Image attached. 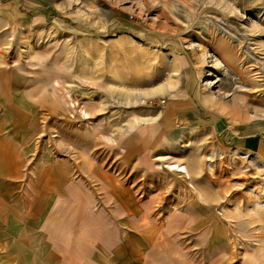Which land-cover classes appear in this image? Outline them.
Returning a JSON list of instances; mask_svg holds the SVG:
<instances>
[{"label":"rangeland","instance_id":"obj_1","mask_svg":"<svg viewBox=\"0 0 264 264\" xmlns=\"http://www.w3.org/2000/svg\"><path fill=\"white\" fill-rule=\"evenodd\" d=\"M0 264H264V0H0Z\"/></svg>","mask_w":264,"mask_h":264},{"label":"crops","instance_id":"obj_2","mask_svg":"<svg viewBox=\"0 0 264 264\" xmlns=\"http://www.w3.org/2000/svg\"><path fill=\"white\" fill-rule=\"evenodd\" d=\"M200 101H201V103L199 105H201L200 108L203 110V113L200 114V112L197 111L198 112V114H197L196 110H194V108L190 107L189 101L188 102L187 101H181V102L178 101V103L173 102V104L170 106L169 117L171 116L172 118L173 117L174 118H177V117L184 118L183 116H186V119H184V120L193 119L192 121H195V122L201 121V123L205 124V122L208 121L207 118H209V117H207V115L210 114L211 115L210 117L212 119L210 122L215 124V129H212V130H217V132H218V131L224 130V128H226L225 134L227 135V138H230L231 141L235 139L234 138L235 136H233V134L230 132L238 131L239 135L245 136L246 134H253V133L255 134L256 130H258L257 128H252V125H255V124H253L255 122H253L250 119V117L248 116L247 112H249V111L243 110L242 115L240 114V112H236L234 114V113H232V111L229 112V108L227 107V105L226 106L220 105V103L216 100V98H214L213 96L209 97V95L208 96L204 95V97L202 99H200ZM209 103H210V106L214 107L213 110L210 108V106L208 107ZM204 110H206V111H204ZM180 120H183V119H180ZM261 123H259V129L261 127V125H260ZM149 129L147 130V131H149L148 136L151 137L152 134H155V130L151 134L150 133L151 130H149ZM222 134H224V133H222ZM166 136H168L170 139L169 132H166ZM174 136H177V134H175ZM252 136H255V135H252ZM239 141L243 142L244 145H248V144L253 145V141L250 138L248 139L245 137H241ZM169 142H170V140H169ZM188 172H189V170H188ZM80 177L82 178L83 176H80ZM99 177L101 178L99 180L101 182H100V188H99L100 193L98 196L103 195V197L100 198V197L96 196V194L94 192H91L92 195H90L88 198L89 203L91 201H93L95 198L105 199V202L110 200V199H113L115 201V206H114L115 211L114 212H116V210H117L116 213H119L121 205H120V202H118V199L114 198V194L119 193L118 190H120L122 188L121 184L120 185L116 184V182H117L116 179H113L112 177H107L104 174L100 175ZM88 178L89 179H87L86 177H83V179H86V181H88V183H90V179H92V178L91 177H88ZM103 180H108L109 185H106L105 183H103L102 182ZM71 188L72 187H69L70 191H68V192H71V194L73 195V198H75L77 200V202H80V200H82L83 195L85 197H87V193L84 192L82 187L79 188V186L75 185V186H73V189H71ZM120 194L123 195V193H120Z\"/></svg>","mask_w":264,"mask_h":264},{"label":"bare ground","instance_id":"obj_3","mask_svg":"<svg viewBox=\"0 0 264 264\" xmlns=\"http://www.w3.org/2000/svg\"><path fill=\"white\" fill-rule=\"evenodd\" d=\"M113 92V91H112ZM114 95V94H113ZM133 96H134V94H133ZM133 96H131L130 94L128 95V97H133ZM69 98H71L70 96H69ZM133 98H135V97H133ZM137 98V97H136ZM131 101V100H130ZM131 103V102H130ZM129 103V104H130ZM72 105L74 104L73 102L71 103ZM75 107V106H74ZM89 115H88V113L87 112H85V111H83L82 110V117L84 118V119H88L89 117H88ZM163 159V158H162ZM177 163V162H176ZM176 163H166L167 164V166H166V169L167 170H169V171H171V172H177L176 174H180V176L182 177V178H188L189 176H190V174H189V172H188V170H187V168H186V166L184 167V166H181V165H179V163L178 164H176ZM189 169V168H188ZM185 182H186V180H185ZM187 184V183H186Z\"/></svg>","mask_w":264,"mask_h":264}]
</instances>
